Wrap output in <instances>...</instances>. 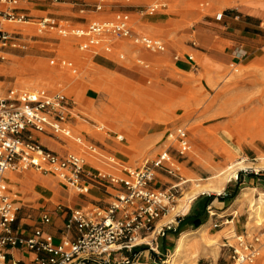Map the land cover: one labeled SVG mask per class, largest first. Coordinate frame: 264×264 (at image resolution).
<instances>
[{
  "label": "rangeland",
  "instance_id": "rangeland-1",
  "mask_svg": "<svg viewBox=\"0 0 264 264\" xmlns=\"http://www.w3.org/2000/svg\"><path fill=\"white\" fill-rule=\"evenodd\" d=\"M156 2L165 3V8H159L152 15L143 12L144 7ZM222 2L108 0L98 14L93 11V0H29L24 7L32 23H3L11 30H22L26 36L24 48L7 52L5 61L0 64V95L10 89L42 87L72 98L79 114L96 124H103L105 131L111 133L107 136L104 132L93 133L83 128L87 133L86 139L99 148L98 158L94 159L86 153L91 166L108 167L112 172L119 170L118 165L142 167L170 145L167 139L169 132L178 127L187 130L189 149L186 154L180 156L177 145H171L166 150L175 160L176 171L172 175L159 173L155 179L156 188L175 186L177 190L175 207L161 223L170 220L177 212L183 215V219L193 212L200 200L212 196L200 226L208 221L209 225L202 240L193 233L196 229L188 225L181 227L180 222L173 233L158 238L159 258L167 259L164 264H170L177 240L184 233L188 234L189 243L178 255L175 264H231L230 246L236 244L238 235L247 236L248 239L262 236L260 253L249 264H264V182L261 180L264 176V100H255L246 95L247 89L243 84L246 82L243 74L245 67L233 65L215 77L211 72L186 74L175 68L172 58L171 45H177L179 40L176 36L194 29L201 22L214 19L224 7L235 6ZM119 11L130 14L135 30L162 38L167 44V51L151 54L133 46L128 40L113 39L111 53L100 50L96 53L81 52L75 39L36 32V21L44 16L85 26L93 19H110ZM260 28L264 32V23ZM116 41H121L119 46L114 45ZM180 49L192 55L199 65L194 54L182 46ZM120 54H123V59H119ZM175 55L180 57L178 53ZM52 59H68L72 66H52L49 64ZM253 67L264 69L259 64ZM135 102L139 103V108L144 102L148 103L146 109L138 114L122 113V107L127 105L131 106L129 110H134ZM125 116L126 124H123L120 121ZM76 129L82 130V127ZM113 135H122L123 140L117 141ZM46 140L55 144V147H48L54 151L68 148L60 147L57 140L52 138ZM111 157L116 166L108 163ZM235 164V177L228 178L220 194H201L188 207L183 206L192 189L191 180L207 184L212 174L225 171L227 166ZM201 165L208 167V170H203ZM9 176L14 181V174ZM45 179L43 186L55 193L60 184L53 177L47 176ZM33 184L36 182L33 181ZM9 187L12 192L17 191L14 186ZM235 188L238 191L232 200L219 199L231 194ZM68 190L72 195L76 194ZM240 193H244V201L236 203ZM57 199L53 195L50 200L55 208ZM192 241L197 246H191ZM130 264L160 262L149 249L144 248L139 258Z\"/></svg>",
  "mask_w": 264,
  "mask_h": 264
},
{
  "label": "built area",
  "instance_id": "built-area-1",
  "mask_svg": "<svg viewBox=\"0 0 264 264\" xmlns=\"http://www.w3.org/2000/svg\"><path fill=\"white\" fill-rule=\"evenodd\" d=\"M27 1L0 0V63L5 61L7 52L24 48L26 35L23 31L11 30L3 23H32L24 7ZM107 2L93 0V11L99 14ZM165 5L156 2L144 7L143 12L152 15ZM223 16L224 12H219L214 20L220 21ZM36 24V32L40 35L54 33L77 40V49L81 52L111 53L113 39L128 40L151 54L167 51L162 38L135 30L130 14L125 11L114 13L110 19H93L85 26L50 16L39 18ZM118 57L123 59V54ZM172 58L177 60L178 56ZM188 59L194 64L192 57L188 56ZM49 64L72 66L68 59H52ZM76 127H82V130ZM83 128L111 135L103 124H96L79 114L76 102L62 92L40 87L10 89L0 95V264H18L9 259L13 249L34 253L35 264H130L139 258L144 248L149 249L160 264L167 261L159 258L157 239L173 233L183 215L177 212L161 223L175 207L177 190L175 186L158 189L155 179L159 173L172 175L176 171L175 160L167 149L177 145L178 154H186L189 149L187 130L178 127L169 132L170 145L149 164L139 168L118 165L117 172H108L87 162L86 153L98 158L99 148L86 139ZM113 136L117 141L123 140L122 135ZM38 137L52 138L68 148L54 151ZM108 163L116 166L113 157ZM25 171L53 177L62 187L77 194H85L91 187H96L111 192V199L105 206L94 204L83 209L56 205V211L64 216V234L59 240L46 232L45 227L52 219L43 209L39 224L26 233L23 226L17 225L20 206L17 193L11 191L8 183L10 174ZM262 240L261 235L251 239L236 236V244L230 246L231 264L252 263L260 253Z\"/></svg>",
  "mask_w": 264,
  "mask_h": 264
},
{
  "label": "crops",
  "instance_id": "crops-1",
  "mask_svg": "<svg viewBox=\"0 0 264 264\" xmlns=\"http://www.w3.org/2000/svg\"><path fill=\"white\" fill-rule=\"evenodd\" d=\"M222 1L227 6L231 4L235 6L224 7L220 11L224 12L220 21L211 18L209 21L199 23L194 29L185 30L176 36L179 40L177 45H171V50L174 55L178 53L180 57L173 64L178 71L186 74L211 72L214 77L228 67L240 65L246 68L243 71L246 76V82L243 83L247 89L246 95L255 100H264V69L253 67L259 64L264 68V32L260 31V26L264 23V0ZM181 46L197 57L199 65L194 59V64L189 61L188 56L192 58L193 56L180 49ZM46 139L50 140V138L38 137V140L47 147H55L54 143ZM56 142L60 147H64L59 141ZM14 176V181L9 178L8 183L17 189V203L20 206L17 225L23 226L24 231L29 233L39 224V214L45 207L43 210H47L52 219L45 230L55 240H59L64 234V216L57 212L54 204L51 203L53 195L58 198L57 204L70 209H83L94 204L105 206L111 199V192L96 187H91L85 194L72 195L67 188L58 185L53 193L54 191L39 184L46 182L47 176H37L31 171L16 173ZM33 181L38 185H34ZM9 259L15 260L18 264H35L34 253L17 249L10 251Z\"/></svg>",
  "mask_w": 264,
  "mask_h": 264
},
{
  "label": "bare ground",
  "instance_id": "bare-ground-1",
  "mask_svg": "<svg viewBox=\"0 0 264 264\" xmlns=\"http://www.w3.org/2000/svg\"><path fill=\"white\" fill-rule=\"evenodd\" d=\"M119 43H121V41H116V44L114 42V45L115 46H119ZM112 45H113V43H112ZM122 99H123V97H122ZM129 99L130 98H128L127 101ZM144 103L142 104L141 108H139L138 107L139 103L137 104L135 102L134 104H135L136 108L133 107L134 110H132V109L129 110V107H131V106L128 107V105H127V106L122 107L121 111L125 115H127L128 113L129 114H131V113L138 114L139 112H142V111H144L146 109V104L148 102H144ZM135 111H137V112H135ZM125 120H126V116L120 122L123 123V124H126ZM95 164H96V166H99L97 163H95ZM237 164L229 165V166H227L225 171H222V172H219V173H216V174H212L211 179H210V181L207 184L201 183L199 181H192L191 180L192 189H191L190 193L186 196V198H185L186 203L183 206L188 207V204L193 199H195L198 195H201V194H206V193L220 194V192H221V190L223 188V185H224V183H226V181H228V178L229 177H235L236 173H235V170H234V166H236ZM201 166L203 167L202 168L203 170H208V167H206L205 165H201ZM102 169H104V170H106L108 172H112L110 170V168H108V167H102ZM224 173L226 174L225 177H224ZM188 181H190V180H188ZM39 184L44 185L45 182H41ZM244 198H245L244 193H240L235 201H236V203H241L242 201H244ZM182 210H183V208H182ZM208 225H209V221L206 222L205 224H203L202 226H200L195 231H193V233L196 234L199 238H201V240L204 239L205 236H206V232L208 230ZM187 235L188 234H186V233L181 234L180 238L177 240L176 246L174 248V252H173L172 257H171L172 259L169 262L170 264H175L178 255H180V253L183 251V249L189 243V240H187ZM191 246H197L196 242L192 241L191 242Z\"/></svg>",
  "mask_w": 264,
  "mask_h": 264
},
{
  "label": "trees",
  "instance_id": "trees-1",
  "mask_svg": "<svg viewBox=\"0 0 264 264\" xmlns=\"http://www.w3.org/2000/svg\"><path fill=\"white\" fill-rule=\"evenodd\" d=\"M261 180L262 182H264V176H262ZM237 191V188H235L231 194L228 193L226 197H220L219 199L221 201L232 200L235 197ZM212 199V196H208L200 200L194 208L193 212H191L189 215H187L180 221V226L182 227L183 225H188L194 230L197 229L203 223L205 219V208Z\"/></svg>",
  "mask_w": 264,
  "mask_h": 264
}]
</instances>
